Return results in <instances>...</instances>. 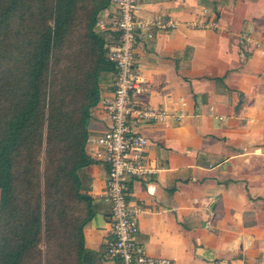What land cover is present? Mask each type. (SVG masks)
<instances>
[{"label":"crops","instance_id":"obj_1","mask_svg":"<svg viewBox=\"0 0 264 264\" xmlns=\"http://www.w3.org/2000/svg\"><path fill=\"white\" fill-rule=\"evenodd\" d=\"M139 2L142 18L178 23L150 27L153 36L136 47V69L151 86L146 100L183 119L141 127L157 171L130 178L137 240L177 264H264V0ZM117 16L113 4L101 13L106 29L97 28L107 41L116 42ZM210 20L218 27L201 25ZM243 35L258 42L246 60ZM114 81V72L102 77L89 138L109 126L103 100ZM80 175L97 211L85 226V245L99 264H113L106 253L113 236L108 165L93 161Z\"/></svg>","mask_w":264,"mask_h":264},{"label":"trees","instance_id":"obj_2","mask_svg":"<svg viewBox=\"0 0 264 264\" xmlns=\"http://www.w3.org/2000/svg\"><path fill=\"white\" fill-rule=\"evenodd\" d=\"M111 0H0V264H99L83 191L92 109L115 73Z\"/></svg>","mask_w":264,"mask_h":264},{"label":"built area","instance_id":"obj_3","mask_svg":"<svg viewBox=\"0 0 264 264\" xmlns=\"http://www.w3.org/2000/svg\"><path fill=\"white\" fill-rule=\"evenodd\" d=\"M118 9L115 19L116 39L107 41V56L115 64L114 90L111 97L103 100L109 116V126L98 137L88 139L89 154L96 162L108 165L105 189L106 199L112 206V238L107 244V256L113 264H177L175 258L155 256L137 240L140 230L138 212L128 201L130 178L145 177L157 171L147 156L149 138L142 132L146 124L166 122L170 117L177 121L183 114H171L163 106L150 104L146 97L151 91L150 84L136 69V47L145 36H153L150 27L161 29L177 27L178 23L159 17L154 20L138 15L139 0H111ZM104 19L98 26L106 29ZM203 27H218L216 20L201 24ZM248 36L239 39L242 60L253 52L257 44Z\"/></svg>","mask_w":264,"mask_h":264}]
</instances>
